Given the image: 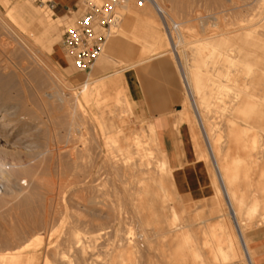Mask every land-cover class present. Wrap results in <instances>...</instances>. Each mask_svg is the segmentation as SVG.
Returning <instances> with one entry per match:
<instances>
[{"label":"rangeland","instance_id":"1","mask_svg":"<svg viewBox=\"0 0 264 264\" xmlns=\"http://www.w3.org/2000/svg\"><path fill=\"white\" fill-rule=\"evenodd\" d=\"M129 1L128 11L119 9L121 22L111 30L93 70L80 73L61 49L63 34L91 6L101 7L106 0H78L65 21H55L57 15L52 16L51 11L58 9L57 0H0V27L6 23L15 34L7 40H16L13 46L12 40L11 45L5 38L6 43L0 41V75L20 72L28 88L26 93L34 95L35 84L28 78L31 73L39 69L44 76L54 72L58 80L45 83L63 90L68 108L64 116L55 115L50 106L53 100L47 98V107L42 106L37 94L41 90L36 88L38 96L29 95L36 99L23 100V116L14 118L22 122L23 129L18 128L11 140H25L22 148L33 145L31 142L40 143L43 133L50 136V142L54 140L51 150L39 149L45 152L39 151L34 161L40 167L36 176H16L13 187L5 181L0 184L2 190L10 191L7 195L0 191V264H248L250 260L254 264L248 241L264 230V107L256 102V108L251 110L245 105L241 109L244 113H234L240 118L249 116V121L253 113L256 127L249 134L244 133L243 122L234 129L228 121L233 114L230 104L220 105L217 111L209 100L215 89L211 81L225 67L204 61L193 49V42L228 28L237 31L238 24H245L246 30H253L252 40L244 36L239 43H257L260 37L263 41L256 45L264 46V0H153L156 9L151 2L138 7L137 0ZM20 4L46 18V14L50 16L51 26L56 29L51 39L55 50L48 46L49 41L41 40L40 30L28 32L19 26L9 11ZM170 34L176 36L175 53L169 51V46L154 47L155 41L166 46ZM114 42L119 43L113 45ZM26 47L36 55V69L31 71L26 67ZM57 53L68 63L60 65L55 59ZM162 54L174 61L183 90V103L175 112L154 118L130 94L128 86L125 89L123 81L121 88L108 96L107 84L111 80L124 75L127 82L131 71ZM141 62L143 65L133 68ZM195 74L203 79H199L200 94L193 91L190 81L195 80ZM83 84L89 87L82 93ZM259 93L256 92L258 97L263 96ZM76 99H80L81 108L71 117ZM231 99L232 95L227 101ZM211 151L219 160L217 164L227 165L228 175L225 174L232 185L229 188L241 200L240 205L235 202L242 224L239 228L227 200L219 197L224 184L215 177ZM234 161L240 166L233 165ZM229 167L241 170H235V174ZM257 198L259 206L253 210ZM223 220L231 229L229 233H235L238 239L235 254L240 256L235 255L236 260L230 253L227 255V245L219 250L222 236L214 237L217 242L212 239L213 230L223 225ZM242 238L246 249L239 245Z\"/></svg>","mask_w":264,"mask_h":264},{"label":"bare ground","instance_id":"2","mask_svg":"<svg viewBox=\"0 0 264 264\" xmlns=\"http://www.w3.org/2000/svg\"><path fill=\"white\" fill-rule=\"evenodd\" d=\"M161 1V0H160ZM160 1H159V4H160ZM165 1V0H164ZM130 2L129 0L124 4L122 5L121 7L124 9V11H126L128 9L127 6V3ZM155 3V2H154ZM153 2H151V5L154 9H156V6ZM158 4V2H156ZM163 3V2H162ZM178 3V2H177ZM129 4V3H128ZM158 4V5H159ZM166 6V5H165ZM164 6V7H165ZM168 6V5H167ZM120 7V8H121ZM121 8V9H122ZM122 9V10H123ZM161 10L162 7H161ZM128 11V10H127ZM47 15V20H48V23L49 25L51 26V20H50V16L48 14ZM4 22V21H3ZM48 25V26H49ZM239 25V28H237V31L236 29L233 28V30L229 29L226 30V31H223V32H219V34H215L213 36H211L210 38H207V39H204V40H196L195 42H193V49L196 50L198 52V55L200 54L201 57L204 58V61H210V64L212 63L214 66L215 64H223V66L225 67V71H223V73H215L217 74L218 76H216V80H213L211 82L214 83V86H215V89L214 91L212 92L211 94V98L209 99L211 101V105L213 106L212 108H214V110H217L218 111V108L217 107H220V105H223V104H230V109L231 111H233V114H231V119L228 120L229 123L232 124L233 128L236 129V128H240V125L244 124L245 128H244V133L248 134L250 133L249 131L255 127V122L253 121L254 118L252 117L253 116V113L252 111H250V113H252V116L250 114V117L252 119V121L248 119L249 116H243L244 117H241V118H245V120H242L240 117H238L237 115H235L234 113H237L238 111H242V113H244L245 111L241 110L243 109V107L246 105V106H249V108H256V105L257 104L256 102H258L261 107L263 106L264 107V51L261 50V48L263 49V47H259L258 43L262 42L263 40L258 39L257 43H249V45L243 43H239V41L241 40L242 41V37L245 36V38H247L248 40L252 37V31L250 30H246V25L245 24H238ZM245 25V26H244ZM151 26V25H150ZM248 26V25H247ZM250 28V27H249ZM12 29V28H11ZM9 28V26L5 23L2 24V27H0V41L5 38L7 40V38L9 36H12L14 34L13 30H11ZM181 29L179 28V31ZM242 30L244 31L243 33H239L240 31L242 32ZM153 31V30H152ZM184 32V30H183ZM114 33V32H113ZM168 33V32H167ZM172 34V33H171ZM170 34V35H171ZM254 35H256L254 32H253ZM185 35V34H183ZM119 37V36H118ZM175 37V38H174ZM262 38H264L263 35H261ZM121 37H119L118 39H120ZM126 38V37H125ZM171 39L168 38V45L166 44V46H163L162 44L158 43L157 41H154V47L157 48V49H163V48H166L167 49V46H169V48H171V50H169L170 52L174 51V46H175V39H176V36H170ZM244 38V40H245ZM256 37H254L255 39ZM127 39V38H126ZM163 39V38H162ZM161 39V40H162ZM3 41V42H7V41ZM13 41V39H9V41ZM252 40V39H250ZM9 41L7 42V44H9ZM11 41V42H12ZM15 41L14 40V44L12 43V46L13 45H16L15 44ZM254 41V40H253ZM256 41V40H255ZM254 41V42H255ZM10 42V43H11ZM131 42V41H130ZM244 42V41H243ZM117 43L119 42H114L113 45H116ZM133 44V43H132ZM190 44V43H189ZM263 44V43H262ZM11 45V44H9ZM110 45V44H109ZM4 47V46H3ZM11 46H9L10 48ZM2 48V47H1ZM5 48V47H4ZM27 48V47H26ZM17 49V47H16ZM14 49V52L15 50ZM28 51H26V56H25V60H26V67H29L30 71H31V68H35V65H36V55L34 54L33 50L30 49L29 47L27 48ZM108 49V48H107ZM176 49V48H175ZM20 49H18L19 51ZM264 50V49H263ZM130 51V50H129ZM128 49H127V52H129ZM145 51V50H144ZM17 52V51H16ZM175 53V51H174ZM176 53L178 54V52L176 51ZM20 54V53H19ZM17 55V54H16ZM162 55H165V54H162ZM200 57V56H199ZM4 58V57H3ZM6 58V57H5ZM4 58V59H5ZM14 58V56H13ZM24 59V58H23ZM202 59V58H201ZM6 60V59H5ZM39 60V59H38ZM196 60V58H195ZM200 60V59H199ZM3 62V61H1ZM15 62V61H14ZM39 62V61H38ZM142 63V62H141ZM196 63V62H195ZM39 64V63H38ZM140 64V63H139ZM204 64V63H203ZM206 64V63H205ZM0 65H2V63H0ZM24 65V64H23ZM42 65V64H40ZM136 65V64H134ZM212 65V67H213ZM196 66V64H195ZM206 66V65H205ZM217 66V67H218ZM222 66V67H223ZM1 67V66H0ZM6 67V66H4ZM8 67V68H7ZM6 68L9 69L10 66H7ZM25 67V68H26ZM43 67V65H42ZM220 67V66H219ZM220 67V68H222ZM197 68V67H196ZM194 68V69H196ZM204 68V67H203ZM214 68V67H213ZM1 69V68H0ZM5 69V68H3ZM2 69V70H3ZM28 69V68H27ZM36 69V68H35ZM39 69V68H38ZM193 69V70H194ZM198 69H201L198 67ZM197 69V71H198ZM206 69V68H205ZM216 69V68H215ZM1 70V71H2ZM24 70V69H23ZM214 70V69H213ZM222 70V69H221ZM20 71V70H19ZM29 71V72H30ZM40 71V69L38 70ZM37 70L33 71L30 75V78L32 83L31 84H35V85H38V86H35L37 88V90H39L40 88V92L37 93V90H35L36 88H33L31 87L30 89L33 90V92L36 91V93L38 95H40L39 99H40V102L41 104H43L42 106H45L47 107V103L48 101H50L51 99L53 100L50 104L51 108H53L52 110L55 112H52L54 113L55 115H58L59 117H62L64 116L67 112H68V108L66 106L67 104V100L65 102V97L63 95V90L60 89V87H56L54 86L53 84H50L49 86H47V84L45 83L46 81H48V84L49 83H53V81H55V78L57 76H55L52 72H48L45 74L42 75L41 73H39ZM48 71V70H47ZM45 71V72H47ZM201 72V71H200ZM198 72V73H200ZM204 72V71H203ZM212 72V71H211ZM216 72V70H215ZM1 73V72H0ZM3 73V72H2ZM22 73V72H21ZM25 73V72H24ZM22 73V74H24ZM44 73V72H43ZM50 73V74H49ZM190 73V72H188ZM192 73H194V71H192ZM191 74V73H190ZM206 74V73H205ZM25 75V74H24ZM189 75V74H188ZM196 75V74H195ZM204 75V74H203ZM210 75V74H208ZM214 75V74H212ZM3 76V77H2ZM199 76V75H198ZM21 74L20 72L19 73H16V72H9L6 74H1L0 75V184L5 181L6 184H8L10 187H13L16 185V182L14 178H16V176H20V175H24V176H31L33 177L34 175L36 176L37 174V171L38 169L40 168L38 165H36L34 163V161L36 160L37 156L40 155L39 153V149L43 148L44 150H51L52 148V140L50 142V139L48 135L44 134L41 135V142L39 143H33L31 142L33 145H28L27 147L24 146L23 148L21 147L22 145H26V141L25 140H16L15 142H12L11 138L12 137H15L16 135V132H17V129H23L22 125H20L22 122H16L14 118L16 117H21V109L23 108L22 107V101L23 100H26V98L29 97V94L26 93L27 92V89L26 86H25V83L23 81V78H21ZM209 77V76H208ZM221 77V78H220ZM26 78V77H25ZM192 78V77H191ZM207 78V77H206ZM199 79H202V78H197V75L195 77V80L193 81V78L190 80L192 83V85L194 86V90L193 91H196V93L200 94V92H202V88H201V85H200V81ZM25 80V79H24ZM56 80H58V78H56ZM203 80V79H202ZM207 80H209L207 78ZM27 81V79H26ZM206 82V80H205ZM208 82V81H207ZM28 83V82H27ZM210 83V82H209ZM208 84V83H207ZM57 85V84H56ZM204 85V84H202ZM211 85H213L211 83ZM62 86V85H61ZM64 86V85H63ZM214 86L212 88H214ZM29 87V86H28ZM89 86L87 85H84L82 86V93L85 92L87 89H88ZM208 87V86H206ZM26 88V90H25ZM209 88V87H208ZM64 89V88H63ZM206 88H204L205 90ZM210 89V88H209ZM50 90L51 92H48ZM66 91V90H65ZM206 91V90H205ZM210 91H212V89H210ZM256 92H261L259 93L260 94H263V96H260L258 97L256 95ZM36 93L34 95H36ZM40 93V94H39ZM196 93L193 92L194 96L197 95ZM209 93V92H208ZM211 93V92H210ZM209 93V94H210ZM68 94V93H67ZM33 95V94H32ZM31 95V96H32ZM33 95V96H34ZM36 95V96H38ZM203 95V93H202ZM230 95L233 96V99H231L230 101H227V99L230 98ZM35 96V97H36ZM198 96V95H197ZM195 96V98L197 97ZM200 96V95H199ZM30 98V97H29ZM31 98H34V97H31ZM30 98V99H31ZM47 98L48 101L46 100ZM198 98V97H197ZM196 98V99H197ZM203 99V96L201 97ZM201 98H199L201 100ZM36 99V98H34ZM38 99V98H37ZM204 99H206L204 97ZM249 99V100H248ZM78 99H76V104H74L73 106V110L70 111L71 112V117L75 116L76 113H77V110H79L81 108V104H80V99L77 101ZM257 100V101H256ZM207 102V100H205ZM204 101V102H205ZM252 101V103H251ZM228 102V103H227ZM69 103V102H68ZM202 105V103H200ZM204 104V103H203ZM209 106L210 104L207 103ZM206 105V104H205ZM72 107V105H70ZM49 107V105H48ZM189 107V106H187ZM201 107V106H200ZM206 108V106H203ZM226 107V106H224ZM228 107V106H227ZM258 107V106H257ZM36 108V107H35ZM44 108V107H43ZM50 108V107H49ZM217 108V109H215ZM221 108V107H220ZM260 108V107H259ZM48 110V108H45ZM207 109V108H206ZM205 109V110H206ZM229 109V108H228ZM245 109V108H244ZM220 110V109H219ZM247 110V108H246ZM252 110V109H251ZM261 110V108H260ZM30 111V110H29ZM44 112L46 110H43ZM259 111V110H258ZM209 112V111H208ZM211 112V111H210ZM229 112V111H228ZM257 112V111H256ZM264 112V111H263ZM33 113V112H32ZM38 113V111H37ZM49 113V112H48ZM241 113V112H240ZM248 113V111H247ZM255 113V112H254ZM259 113V112H258ZM39 114V113H38ZM256 114V113H255ZM260 114V113H259ZM258 114V115H259ZM28 115V114H27ZM230 115V114H229ZM249 115V114H248ZM23 116V115H22ZM37 116V115H36ZM51 116V115H50ZM78 116V115H77ZM31 117V116H30ZM57 117V116H56ZM59 117H57L58 119H60ZM70 117V116H69ZM68 117V118H69ZM264 117V116H263ZM41 119V117H39ZM46 118V117H45ZM53 118V117H52ZM14 119V120H13ZM39 119V120H40ZM57 119V120H58ZM62 119V118H61ZM227 119V118H226ZM247 119V120H246ZM17 120V119H16ZM44 120V118H43ZM63 120V119H62ZM61 120V121H62ZM258 120V119H257ZM264 120V119H263ZM20 121V120H19ZM53 121V120H52ZM256 121V120H255ZM29 122V121H28ZM46 122V121H45ZM44 122V123H45ZM204 122V121H202ZM200 122V123H202ZM228 123V124H229ZM47 124V123H46ZM44 124V125H46ZM54 124V123H53ZM60 124V123H59ZM73 125V124H72ZM202 125V124H201ZM47 126V125H46ZM61 126V125H60ZM59 126V127H60ZM25 127V126H24ZM203 127V126H202ZM26 128V127H25ZM41 128V127H40ZM48 129V128H47ZM205 129V127H204ZM54 130V129H53ZM71 130H73L71 128ZM64 131V130H63ZM53 132V131H52ZM205 132V130H204ZM252 132V131H251ZM254 132V131H253ZM242 133V132H241ZM240 133V134H241ZM56 134V133H54ZM206 135V138H207V134L204 133ZM233 134V133H231ZM239 134V133H237ZM236 134V135H237ZM62 135V134H61ZM236 135L234 137H236ZM243 135V134H242ZM251 135V134H250ZM256 135V134H255ZM55 136V135H54ZM204 136V135H203ZM239 136V135H238ZM244 136V135H243ZM242 136V137H243ZM23 137V136H22ZM52 137V136H51ZM56 138V137H55ZM205 138V137H204ZM28 139V138H27ZM57 139V138H56ZM207 140H209L207 138ZM10 142H12V145L10 144ZM55 142V141H54ZM139 145L141 144L140 142H138ZM137 143V144H138ZM135 144V143H134ZM2 145V146H1ZM59 147V144L56 143V150L57 148ZM245 147V146H244ZM243 147V148H244ZM248 147V146H246ZM247 149V148H246ZM254 149V148H253ZM62 150V148L60 149ZM40 152H45V151H40ZM60 152V151H59ZM212 153V156L214 158V162L216 163V172H218V176L217 174L215 173V177L218 181H220L222 184H224V189H220L219 190V194L222 195V196H219V197H224L226 200H227V204H228V207L230 209V214H232L233 218H234V221H235V224H236V227L238 226H241V222L239 221V214L237 212V208L238 206L241 204V200L240 198L237 196L238 194H236L233 189L230 190V183H229V177L227 176L228 174L226 173L227 170H228V167L222 165L221 163L217 164V162L219 160L215 159V153H213V151H211ZM228 154V153H227ZM230 154H234V153H231ZM229 154V156H230ZM235 155V154H234ZM206 156V155H205ZM225 156V155H224ZM252 157V155H249ZM58 157V156H57ZM219 157V156H218ZM222 158V156H220ZM40 158V157H39ZM217 158V157H216ZM233 158V157H232ZM236 159V158H235ZM238 159V158H237ZM240 160V159H239ZM241 161V160H240ZM221 162V161H220ZM227 163L229 161H226ZM223 163V162H222ZM235 161L233 162V165H235L236 163H238V161L235 163ZM226 164V163H225ZM229 164V163H228ZM166 165V164H164ZM230 165L232 166V164L230 163ZM239 165V164H238ZM237 164L236 166L239 167ZM242 165V164H241ZM250 166V164L248 165ZM237 167H235V170H238L236 169ZM231 170H233L232 172H234V167H229ZM233 168V169H232ZM242 168V171L241 172H244L243 171V167ZM251 169V167H250ZM231 170L228 171V173L231 172ZM241 170V169H240ZM239 170V171H240ZM249 170V169H248ZM249 172V171H248ZM214 173V172H213ZM227 175H226V174ZM235 173V172H234ZM237 173V171H236ZM235 173V174H236ZM230 175V174H229ZM236 177V176H235ZM238 177V176H237ZM264 177V176H263ZM234 178V177H232ZM262 178V177H260ZM20 180V179H19ZM251 180V178H250ZM260 180V179H259ZM247 181V180H246ZM251 182V181H250ZM217 183V182H216ZM252 183V182H251ZM263 183V182H262ZM232 184V183H231ZM3 185V184H2ZM2 185H0V191L5 193L6 195L10 193L9 190H6L3 188L2 190ZM226 185V187H225ZM218 186V185H217ZM260 187V186H259ZM218 189H219V186H218ZM264 189V188H262ZM20 190V189H19ZM12 191V189H11ZM22 191V190H20ZM251 193V192H250ZM242 194V193H241ZM260 194V193H259ZM254 197V196H253ZM258 197V196H257ZM258 200H256V205L254 206L253 210L255 208H258L259 205H257V203L259 202V198H257ZM246 200V199H245ZM235 202H240L239 205L237 206L235 204ZM253 203V202H252ZM260 204V203H259ZM249 205V203H248ZM243 207V206H242ZM251 207V206H250ZM263 207V206H262ZM241 208V207H240ZM252 209V208H251ZM264 209V207H263ZM151 210V209H150ZM242 210V209H241ZM247 210V209H246ZM259 211V210H258ZM242 212V211H241ZM249 212V211H248ZM256 212V211H255ZM243 213V212H242ZM253 214V212H252ZM257 214V213H256ZM259 214V213H258ZM242 216V215H241ZM249 216V214H248ZM264 216V215H263ZM247 217V216H246ZM220 218V217H219ZM222 218V217H221ZM242 218V217H241ZM253 220V218H252ZM224 222V220H223ZM222 222V223H223ZM221 223V224H222ZM219 225V224H218ZM228 226V225H227ZM227 226L225 225V222L223 223V225H219L217 228H215L212 232V239H216L217 238H214V237H217L219 236H222L223 238V243H221L218 248L219 250L222 249L223 250V244H224V249H225V245H227L228 249L230 252H228L227 255H233V258L235 259V252H236V247L235 246V243L237 242L234 235H236L234 233L233 234H230L231 233V229L228 230L229 228H227ZM233 229V228H232ZM230 231V233H229ZM241 234V232H240ZM225 238V239H224ZM238 240V239H237ZM244 239L242 238V240H240V244L238 242L239 245H242V247H245L244 249H246V246L244 244ZM217 242V241H216ZM221 241L219 240V243ZM237 244V245H238ZM217 246V245H216ZM215 246V248H216ZM128 247V246H127ZM240 247V246H239ZM242 247L240 250H242ZM213 249V248H212ZM217 249V248H216ZM121 250V249H120ZM218 250V249H217ZM239 250V249H238ZM239 250V251H240ZM218 253V251H216ZM223 252V251H222ZM238 252V251H237ZM216 253V254H217ZM220 253V252H219ZM241 253V252H239ZM222 254V253H221ZM215 256V255H214ZM222 256V255H220ZM225 256V254L223 255ZM236 256H240V254L236 255ZM219 257V256H218ZM227 257V256H226ZM232 257V256H231ZM249 257V256H248ZM216 258V257H215ZM228 259H232V258H229L227 257ZM250 258V257H249ZM224 259H226L224 257ZM232 259V260H234ZM237 259V258H236ZM235 259V260H236ZM219 260V259H218ZM234 260V261H235ZM249 261V260H248ZM224 262V260L222 261ZM226 262V261H225ZM45 264V263H44ZM248 264H252L251 260Z\"/></svg>","mask_w":264,"mask_h":264},{"label":"crops","instance_id":"3","mask_svg":"<svg viewBox=\"0 0 264 264\" xmlns=\"http://www.w3.org/2000/svg\"><path fill=\"white\" fill-rule=\"evenodd\" d=\"M57 1L58 9L51 11L52 16L57 15L55 21H65L68 18V11L77 7L78 0ZM9 12H11L19 26L26 31H34L35 33V30H40L42 33L41 40L49 41L48 46L55 50L51 39L54 37L56 29L49 25L45 16L40 15L37 11H31L26 4L16 5ZM166 56L161 55L138 70L131 71L127 82L124 75L122 78L111 80L107 84L108 96H112L113 92L119 90L123 81L125 89L127 90L128 86L130 94L138 98L141 105L145 106L146 112L154 118L165 117L175 112L183 103V90L174 61ZM55 59L62 66L68 63L58 53L55 55ZM141 65L143 63L133 68ZM215 173L218 176L216 168ZM248 243L254 254V264H264V230L255 234Z\"/></svg>","mask_w":264,"mask_h":264},{"label":"built area","instance_id":"4","mask_svg":"<svg viewBox=\"0 0 264 264\" xmlns=\"http://www.w3.org/2000/svg\"><path fill=\"white\" fill-rule=\"evenodd\" d=\"M128 0H106L101 6H91L73 28L65 29L61 49L80 73L93 70L111 35V30L121 22L119 9ZM153 0H137L143 7Z\"/></svg>","mask_w":264,"mask_h":264}]
</instances>
